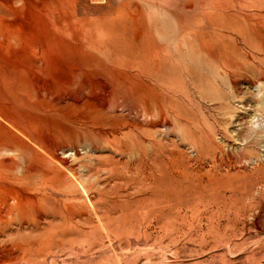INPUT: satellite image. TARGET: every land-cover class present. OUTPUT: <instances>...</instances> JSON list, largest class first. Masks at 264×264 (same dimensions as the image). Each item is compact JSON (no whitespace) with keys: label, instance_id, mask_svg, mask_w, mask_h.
I'll use <instances>...</instances> for the list:
<instances>
[{"label":"rangeland","instance_id":"obj_1","mask_svg":"<svg viewBox=\"0 0 264 264\" xmlns=\"http://www.w3.org/2000/svg\"><path fill=\"white\" fill-rule=\"evenodd\" d=\"M1 7L0 43L22 41L8 58L42 67L49 46L70 63L63 92L81 104L70 119L37 117L70 125L90 155L72 164L79 181L17 184L23 206L0 210V264H264V0ZM89 79L106 92L84 96ZM141 85L147 118L130 90ZM107 102L114 113L92 111Z\"/></svg>","mask_w":264,"mask_h":264},{"label":"bare ground","instance_id":"obj_2","mask_svg":"<svg viewBox=\"0 0 264 264\" xmlns=\"http://www.w3.org/2000/svg\"><path fill=\"white\" fill-rule=\"evenodd\" d=\"M1 10L2 7L0 8V11ZM32 20L34 24L38 23L37 20ZM22 21L21 18H15L12 24L16 25ZM21 46V37L14 31L5 33L4 42L0 43L1 211H3L2 209L5 207H8L10 211H12L23 206L22 200L18 197L19 194L17 195L15 191L16 188L18 189L17 184H21V186L25 184V187L28 184L30 187L33 185L42 188L46 185L51 186L67 182L70 178L79 181L77 176L73 173L74 167L72 164H77L82 158L90 155L89 152L81 153L76 142L74 129L70 127V125H57L56 121L52 118L51 120H42L37 117V113L43 108L47 111L58 110L62 115L70 119V104L74 107L81 104L82 101L80 102L77 98L70 96V93L63 92L70 86V63L68 61L63 60L61 62L58 60L53 51L49 49V46L46 50V54H48L49 57L44 60L42 67L38 66V62H34L31 65L16 63V61L10 57L8 58V47L11 48V52L15 56L21 52ZM144 86L141 85L138 88L135 87L136 89L132 88L130 90H132L135 97L139 100L143 115L147 118L152 106V97L150 96L149 90ZM60 91L63 93L62 96L57 95ZM42 92L46 93L44 94L46 97L42 96ZM105 92L106 89L100 82L90 79L86 82L84 96H87V98L94 99ZM84 106L87 107L86 104H84ZM91 109L93 112L97 113L103 111H107L108 114L114 113L109 102ZM44 110L41 111L44 112ZM73 119L75 123H81L82 120L79 115ZM131 127L132 126H130V128ZM57 140L61 142H57ZM91 150H93V148H91ZM53 190H55V188ZM37 199L39 201V197ZM31 201L29 202L30 204ZM36 202L37 201H35V203Z\"/></svg>","mask_w":264,"mask_h":264}]
</instances>
